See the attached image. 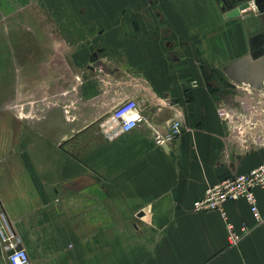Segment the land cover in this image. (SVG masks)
<instances>
[{"label":"crops","instance_id":"obj_1","mask_svg":"<svg viewBox=\"0 0 264 264\" xmlns=\"http://www.w3.org/2000/svg\"><path fill=\"white\" fill-rule=\"evenodd\" d=\"M194 1L206 8L215 0ZM219 22L190 26L200 41L177 47L149 40L141 28L129 36L124 26H88L83 42L73 30L70 41H58L64 45L54 60L42 52L53 41L36 36L33 52L24 46V62L7 45V57L0 56V93L9 99L7 120L0 116V212L31 264H264V220H255L246 201L226 203L231 221L252 229L235 247L220 214L198 213L193 205L209 185L264 161V145L242 151L219 115L234 104L224 83L237 68L264 73L257 37L264 25L257 31ZM51 60L70 67V83L66 74L43 69ZM132 77L141 83L134 90ZM22 83L28 101L19 96ZM46 84L62 96L50 109L35 104ZM151 90L173 109L155 107ZM127 97L140 100L157 129L180 116L179 139L160 147L147 125L113 139L103 135L99 124L109 104ZM25 102L35 105L19 109ZM256 197L264 218V190ZM7 256L0 237V264H10Z\"/></svg>","mask_w":264,"mask_h":264},{"label":"rangeland","instance_id":"obj_2","mask_svg":"<svg viewBox=\"0 0 264 264\" xmlns=\"http://www.w3.org/2000/svg\"><path fill=\"white\" fill-rule=\"evenodd\" d=\"M247 1L255 3L259 9L258 14L245 11L242 16L236 17L232 21L226 19L225 14L228 10ZM204 6V3L194 0H189V2L169 0H0V56L6 54L7 57V45L8 48L15 46L18 49H15V52L17 51L19 54L18 60L24 62L25 56L22 55L24 46H27V52H31V50L33 52L34 49L30 50V46L37 36L45 42L53 41L48 45V49L37 47V50L42 48L44 56L47 53L52 60L56 57L60 58V51L64 44L58 41H63L65 38L70 41V37H73L75 32L76 38L79 36L80 41L83 42L85 37L89 36L86 33L88 26L104 31H112L113 27L124 26L131 33L129 36L134 35L135 29L141 28L143 32H146L145 36L150 37L149 40L168 42L177 47L190 41L197 43L200 41L199 35L189 32L190 26L195 31L194 27L196 26L208 28L215 24V21H223L225 25H251L258 31V27L264 25V0H215L213 3H206V8ZM197 13L199 16L195 15ZM76 31H81V33L78 35ZM95 35L96 33L91 34V36ZM208 35L211 37L214 33ZM257 37L258 42H264V33ZM52 60L43 65V69L54 71L49 74L53 77H56L57 73L66 74L69 77L68 83H70V67L65 65L61 67L60 64L63 65V63L60 60L55 61L56 64ZM13 62L11 60V65ZM237 69L239 73L233 75L230 82L227 80L224 83L230 88L234 104L232 106L225 105L224 109L220 111L223 115L221 113L219 115L226 123L227 136L237 138L236 141L243 146L240 145L243 148L242 151L250 149V147L258 149L264 145V73L258 72L257 75H254L252 69L250 73L241 68ZM238 74L241 77H238ZM21 76L23 78L22 74ZM137 85L141 86V83H137L135 77L128 81V86L133 90ZM22 86H24L23 83L19 96L22 101H28L31 95L25 92ZM1 94L2 92L0 93V110L2 109L3 113L6 111L3 109H7L9 99L7 96L1 97ZM149 95H151L153 105L156 104L155 107L161 108L165 105V107L173 109V105L160 102L159 97L152 90ZM40 96L41 99L35 104L42 106L43 109L47 107L50 109L54 105L61 104L62 96L56 95V91L49 84L44 85ZM63 97L66 99V107L71 109L70 92ZM26 104V102L22 103L19 109L29 110V107L32 109L35 105ZM111 106L112 103L109 104V107ZM0 116H2V120H7L6 114L3 113ZM21 116L23 117V114ZM178 118L181 117L177 116L169 124L181 122ZM182 124L184 130V123L182 122ZM3 132H5V136L2 135V137L7 138V131Z\"/></svg>","mask_w":264,"mask_h":264},{"label":"built area","instance_id":"obj_3","mask_svg":"<svg viewBox=\"0 0 264 264\" xmlns=\"http://www.w3.org/2000/svg\"><path fill=\"white\" fill-rule=\"evenodd\" d=\"M197 84L196 81L192 83L194 87ZM111 103L110 110L101 117L99 124L101 132L107 138L113 139L147 125L153 132L155 144L162 147L177 141L183 132V124L180 121L172 125L169 124L170 122L166 123L164 130L155 128L141 108L140 100L135 97L119 98ZM259 189L264 190V161L249 172L235 174L215 185H209L205 194L194 202V210L198 213H219L226 226L229 246L235 247L250 234L252 229L245 223L237 226L232 222L226 210V203L246 201L255 220L261 223L264 218L256 197V190ZM0 237L7 252L14 250L7 256L10 264H31L29 254L24 248L16 250L20 244L19 240L3 212H0Z\"/></svg>","mask_w":264,"mask_h":264},{"label":"water","instance_id":"obj_4","mask_svg":"<svg viewBox=\"0 0 264 264\" xmlns=\"http://www.w3.org/2000/svg\"><path fill=\"white\" fill-rule=\"evenodd\" d=\"M250 7V2H244V3H241L240 5L232 8L231 10H229L227 13H226V16L228 18H236V17H240L243 15V12L246 11L248 8ZM22 246L18 245L16 247V250H19L21 249ZM14 252V250H10L8 252V255L12 254Z\"/></svg>","mask_w":264,"mask_h":264},{"label":"bare ground","instance_id":"obj_5","mask_svg":"<svg viewBox=\"0 0 264 264\" xmlns=\"http://www.w3.org/2000/svg\"><path fill=\"white\" fill-rule=\"evenodd\" d=\"M247 11H252L253 14H258V13H259V9H258V7L255 5L254 2H250V7L246 10V12H247ZM244 12H245V11H244ZM244 12H243V14H244Z\"/></svg>","mask_w":264,"mask_h":264}]
</instances>
